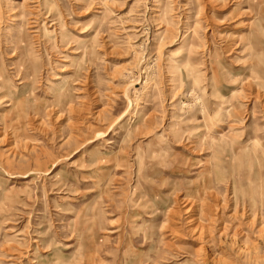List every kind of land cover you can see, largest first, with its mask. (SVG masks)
I'll list each match as a JSON object with an SVG mask.
<instances>
[{
    "label": "rangeland",
    "instance_id": "rangeland-1",
    "mask_svg": "<svg viewBox=\"0 0 264 264\" xmlns=\"http://www.w3.org/2000/svg\"><path fill=\"white\" fill-rule=\"evenodd\" d=\"M0 264H264V0H0Z\"/></svg>",
    "mask_w": 264,
    "mask_h": 264
},
{
    "label": "bare ground",
    "instance_id": "bare-ground-1",
    "mask_svg": "<svg viewBox=\"0 0 264 264\" xmlns=\"http://www.w3.org/2000/svg\"><path fill=\"white\" fill-rule=\"evenodd\" d=\"M188 212V211H187Z\"/></svg>",
    "mask_w": 264,
    "mask_h": 264
}]
</instances>
